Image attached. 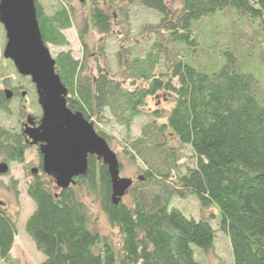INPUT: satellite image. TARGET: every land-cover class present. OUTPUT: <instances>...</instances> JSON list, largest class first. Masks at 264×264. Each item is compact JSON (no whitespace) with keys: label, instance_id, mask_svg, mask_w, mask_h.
Returning <instances> with one entry per match:
<instances>
[{"label":"trees","instance_id":"obj_1","mask_svg":"<svg viewBox=\"0 0 264 264\" xmlns=\"http://www.w3.org/2000/svg\"><path fill=\"white\" fill-rule=\"evenodd\" d=\"M34 2L44 43L67 44L63 30L72 24L71 6L58 2L45 12L38 0ZM138 2L160 15L153 28L142 27L156 32L143 54L120 44L115 52L117 69L98 66L91 73L84 71L83 61L69 49L53 57L67 90L68 107L90 122L108 112L125 130V153L143 164L136 182L127 189L131 201H112L107 166L94 155H88L86 173L66 188L47 183L43 172L33 174L26 192L34 208L24 228L44 255L40 264H201L196 250L211 249L216 230L228 237L231 264H264L261 80L242 68L237 54L226 47L221 61L210 70L176 54L169 56L166 50L167 43L196 45L194 22L229 9L251 20L264 58V0H180L176 10L170 8L172 0ZM90 27L110 32V14L91 6L78 30L81 41ZM159 90L173 96L166 114L145 108L147 97ZM7 99L0 88V109ZM142 116L148 117L147 122L140 125L138 135L130 136L131 125ZM95 130L108 142L106 132ZM28 145L22 128L0 124L4 162H21ZM182 146L192 152L191 165L180 161ZM80 187L96 194L108 222L118 227L117 249L88 226L85 204L75 191ZM188 194L201 207L216 209V228L209 217L186 215L170 203L173 196ZM15 233V220L0 206V258L8 263Z\"/></svg>","mask_w":264,"mask_h":264},{"label":"rangeland","instance_id":"obj_2","mask_svg":"<svg viewBox=\"0 0 264 264\" xmlns=\"http://www.w3.org/2000/svg\"><path fill=\"white\" fill-rule=\"evenodd\" d=\"M38 2L45 12H51L58 2L71 6L72 24L63 30L67 44H47V47L53 57L59 50L69 49L75 58L83 61L86 73L96 72L98 66L115 71L117 69L115 52L120 44L128 45L136 52L143 54L149 48L156 32L142 27L148 25L153 28L151 25H155L160 18L156 10L140 4L138 0H38ZM179 2L180 0H172L171 10H176L180 5ZM93 5L102 7L110 14L112 30L108 33H100L90 27L81 41L78 30L83 26V18L88 15ZM192 28L197 44L186 47L182 43H167L166 50L169 56L176 54L177 57L188 59L200 69L210 70L221 61L222 51L226 47L237 54L238 63L242 65V68H246L260 78L261 87L264 88L263 49L259 45L257 47L259 38L253 31V23L247 16H239L232 10L225 9L200 18L194 22ZM5 41V31L0 22V88L2 90L12 89L17 86L15 95H11L7 99L5 108L0 109V124L20 130L23 128L22 122H26L29 116L34 118L38 124L41 108L29 76L20 75L12 61L2 55ZM21 91L24 93L21 94ZM172 104L173 96L159 90L157 94L147 97L145 108L148 111L158 108L166 114ZM147 120L146 116L137 118L131 125L130 136L138 135L140 125ZM92 124L94 129H101L108 134L107 143L116 153L119 162V175L129 177L136 182L143 164L139 159L134 160L125 153L123 138L125 130L108 112H105L100 119L93 118ZM174 144H177L176 141ZM180 149L182 154L180 161L191 165L193 157L189 147L182 146ZM37 153L36 147L29 144L24 152L23 160L8 162L7 170L0 173V206L12 216L16 226L10 249L12 260L8 263L0 258V264H40L44 258L24 228L25 221L34 208V202L27 194L26 188L33 176L30 169L37 163ZM1 161L3 158L0 155ZM44 180L50 185H55L50 176L44 177ZM75 191L85 204L88 226L105 235L117 249L121 241L120 231L118 227L108 222L100 208L96 194L83 187L75 188ZM121 201L130 203L131 195L128 190L121 196ZM170 203L181 208L186 215L209 217L213 227H217L216 209L211 206L201 207L193 195L188 194L182 198L173 196ZM196 256L201 264H231L232 258L227 235L216 230L213 247L207 251L196 250Z\"/></svg>","mask_w":264,"mask_h":264},{"label":"water","instance_id":"obj_3","mask_svg":"<svg viewBox=\"0 0 264 264\" xmlns=\"http://www.w3.org/2000/svg\"><path fill=\"white\" fill-rule=\"evenodd\" d=\"M0 22L6 37L2 55L12 61L20 75L29 76L41 108L38 124L25 127L24 133L31 144L38 143L42 171L57 186L66 188L74 184V177L86 173L88 155H94L107 166L111 199L117 203L133 181L119 175L116 153L92 122L68 107L66 87L41 36L34 0H0ZM4 93L10 98L12 91L5 88ZM30 120L28 117V123ZM6 170L7 163L1 161L0 173Z\"/></svg>","mask_w":264,"mask_h":264},{"label":"flooded vegetation","instance_id":"obj_4","mask_svg":"<svg viewBox=\"0 0 264 264\" xmlns=\"http://www.w3.org/2000/svg\"><path fill=\"white\" fill-rule=\"evenodd\" d=\"M11 91H12V94L11 95H15L14 93L17 91V89L15 90V89H11ZM22 92V91H21ZM22 94V93H21ZM30 117V116H29ZM28 118V117H27ZM27 118H26V122H22V124H23V128H22V130H23V133H24V128L25 127H34V126H36L37 125V122H36V120L34 119V118H31V123H28V121H27ZM25 124H27V125H25ZM24 139L26 140V142H28L29 144H31L30 143V138H28L27 137V135L24 133ZM31 145H34L35 147H36V149H37V156H38V160H37V163H36V165L35 166H33L31 169H30V171H31V173L32 174H35V173H38V172H43L42 171V157H41V153L39 152V147H38V143H35V144H31ZM44 173V172H43ZM45 174V173H44ZM47 175V174H46ZM49 176V175H48ZM77 177V176H76ZM76 177H74V181H75V178ZM50 178H52L51 176H50ZM52 180H53V182L55 183V181H54V179L52 178ZM55 186L56 187H58V188H60L59 186H57L56 185V183H55Z\"/></svg>","mask_w":264,"mask_h":264}]
</instances>
